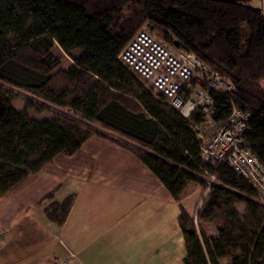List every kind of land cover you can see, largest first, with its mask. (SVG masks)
<instances>
[{"label": "trees", "instance_id": "1", "mask_svg": "<svg viewBox=\"0 0 264 264\" xmlns=\"http://www.w3.org/2000/svg\"><path fill=\"white\" fill-rule=\"evenodd\" d=\"M143 25L231 83L232 93H211L210 117L219 124L233 106L247 112L244 139L264 166L260 10L230 0H0V197L57 156H71L91 137H102L148 168L172 199L178 201L191 183L202 188L195 217L180 208L177 219L184 264H264V204L228 168L209 187L202 177L196 138L201 111L182 118L117 61ZM54 48L66 56L81 53L72 58L75 73L60 68L62 56ZM13 92L51 119L19 114ZM72 204L73 197L51 204L45 216L62 226ZM237 205L245 207L242 214ZM208 226L216 238L207 237Z\"/></svg>", "mask_w": 264, "mask_h": 264}, {"label": "crops", "instance_id": "2", "mask_svg": "<svg viewBox=\"0 0 264 264\" xmlns=\"http://www.w3.org/2000/svg\"><path fill=\"white\" fill-rule=\"evenodd\" d=\"M201 195L191 183L172 199L132 154L91 137L0 197V264H184L177 219L180 208L195 217ZM69 197L63 225L48 221L45 209Z\"/></svg>", "mask_w": 264, "mask_h": 264}, {"label": "built area", "instance_id": "3", "mask_svg": "<svg viewBox=\"0 0 264 264\" xmlns=\"http://www.w3.org/2000/svg\"><path fill=\"white\" fill-rule=\"evenodd\" d=\"M119 64L127 70L154 97L188 119L197 109L203 117L196 133L201 141L198 166L209 187L216 173L228 168L251 187L257 200L264 204V166L249 149L244 139L248 132L249 114L233 106L223 123L210 117L211 93L230 94L231 83L185 49H175L147 31H138L117 56ZM211 169V171H208ZM207 191V189H206ZM5 232L0 229V246ZM52 264H67L65 261Z\"/></svg>", "mask_w": 264, "mask_h": 264}, {"label": "rangeland", "instance_id": "4", "mask_svg": "<svg viewBox=\"0 0 264 264\" xmlns=\"http://www.w3.org/2000/svg\"><path fill=\"white\" fill-rule=\"evenodd\" d=\"M230 1H233V2L241 4V5L249 6L253 9H258L262 12V15L264 16V0H230ZM141 30L148 31L149 29L145 25H143L142 27L139 28L138 31H141ZM149 33L154 35L157 39H160L162 41V37L159 36L158 33L154 32V31H150ZM171 48H172V51L175 50V47H170V49ZM53 52H55L56 54H60V56H62V64L60 67L62 70L66 71L68 73H72V74L76 72V66H75L74 62L72 61V58L79 57V55L81 54L80 52H72L69 56L63 55L59 51L58 48H54ZM144 89L146 90V88H144ZM13 95H14V101H13L12 105H13V108L19 114H21L23 116L27 115L29 118L35 119L37 121H43V120L51 119V114H49L48 112H44L41 115H37L32 110H30L29 106L26 104L27 103L26 101L28 100L29 97H27L26 95H23L22 93H19V92H13ZM101 133L106 134L105 131H101ZM202 196H203V194L201 195V197ZM235 209L237 210V212L242 214L244 212L245 207L243 205H237L235 207ZM206 230L208 232L207 233L208 235H212L215 233L214 232L215 229L213 226L206 227ZM62 261H65L67 263L66 260H62ZM55 262H60V261H55ZM52 263H54V262H52Z\"/></svg>", "mask_w": 264, "mask_h": 264}, {"label": "water", "instance_id": "5", "mask_svg": "<svg viewBox=\"0 0 264 264\" xmlns=\"http://www.w3.org/2000/svg\"><path fill=\"white\" fill-rule=\"evenodd\" d=\"M174 47L175 48H178V44L176 42L174 43Z\"/></svg>", "mask_w": 264, "mask_h": 264}]
</instances>
